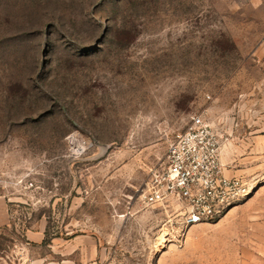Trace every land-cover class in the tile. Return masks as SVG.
<instances>
[{
  "label": "rangeland",
  "instance_id": "1",
  "mask_svg": "<svg viewBox=\"0 0 264 264\" xmlns=\"http://www.w3.org/2000/svg\"><path fill=\"white\" fill-rule=\"evenodd\" d=\"M196 114L256 187L181 231L141 195ZM0 192L49 264H264V0H0Z\"/></svg>",
  "mask_w": 264,
  "mask_h": 264
},
{
  "label": "built area",
  "instance_id": "2",
  "mask_svg": "<svg viewBox=\"0 0 264 264\" xmlns=\"http://www.w3.org/2000/svg\"><path fill=\"white\" fill-rule=\"evenodd\" d=\"M255 187L243 176L226 174L221 139L205 117L196 114L169 144L165 164L151 171L141 199L149 207L172 205L181 231H187L220 218Z\"/></svg>",
  "mask_w": 264,
  "mask_h": 264
},
{
  "label": "crops",
  "instance_id": "3",
  "mask_svg": "<svg viewBox=\"0 0 264 264\" xmlns=\"http://www.w3.org/2000/svg\"><path fill=\"white\" fill-rule=\"evenodd\" d=\"M12 202L15 200L10 195L0 192V264H49L37 252L45 237L46 224L42 222L36 228H28L25 240L19 242L15 236L16 224L11 222L9 206Z\"/></svg>",
  "mask_w": 264,
  "mask_h": 264
}]
</instances>
